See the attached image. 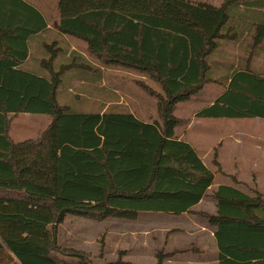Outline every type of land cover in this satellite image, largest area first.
I'll return each instance as SVG.
<instances>
[{"label":"trees","instance_id":"16d2710c","mask_svg":"<svg viewBox=\"0 0 264 264\" xmlns=\"http://www.w3.org/2000/svg\"><path fill=\"white\" fill-rule=\"evenodd\" d=\"M57 8L58 29L85 42L98 62L159 84L161 93L142 86L156 97L160 121L77 111L57 100L62 72L37 75L17 68L25 56L0 57V264H93L58 244L67 215L135 220L197 204L213 173L175 137L174 108L213 81L211 56L243 32L251 34L247 58L229 68L224 91L195 116L264 118V74L250 66L264 42V0H57ZM19 113L50 121L36 137L14 141L11 117ZM212 197L216 213L199 214L215 229L218 264H264V193L220 185ZM171 255L157 251L155 264ZM105 264L138 263L119 256Z\"/></svg>","mask_w":264,"mask_h":264},{"label":"rangeland","instance_id":"374dc122","mask_svg":"<svg viewBox=\"0 0 264 264\" xmlns=\"http://www.w3.org/2000/svg\"><path fill=\"white\" fill-rule=\"evenodd\" d=\"M190 1L218 6L223 0ZM241 9L237 12H241ZM250 35L243 32L236 42H222L218 51L210 58L214 66L210 73L213 81L206 83L202 90L189 100L176 104L173 112L181 120L176 134L195 144L206 165L217 174L216 179L249 194L253 189L264 193V152L251 146L264 144V118H197L195 113L207 107L224 91L223 80L224 76L228 75L229 68L242 66L248 56ZM92 60L95 58L92 57ZM250 66L254 71L264 74V42L260 47H256L251 55ZM84 75L89 81L82 84L73 80L75 74L64 76L65 83L57 91L60 104L83 112L128 111L146 121H160L156 97L142 86L148 87L154 93H161L159 84L149 76L120 66H109L98 82L96 77L100 73L89 71ZM65 84H72L73 88H65ZM98 94L102 95L103 103H95ZM11 116L13 115H9ZM11 118L9 135L14 141L36 137L50 121L46 115L31 113H19ZM209 148L210 150L205 152ZM217 160L221 162L222 168L219 163L215 164ZM207 196L209 198L194 211L195 216H192L189 222H185V216L174 217L158 212L140 213L135 220L107 218L96 221L67 215L58 227V244L82 251L93 264H105L119 256L138 264H155V255L161 249V238L164 235L161 228L171 227L181 231L183 228L199 224L208 225V220L199 214H211L214 201L210 193ZM194 235L185 237L184 241L180 239L186 242L180 246L193 253V250L197 249L193 247L194 243L189 242L193 240Z\"/></svg>","mask_w":264,"mask_h":264},{"label":"crops","instance_id":"0c3cea01","mask_svg":"<svg viewBox=\"0 0 264 264\" xmlns=\"http://www.w3.org/2000/svg\"><path fill=\"white\" fill-rule=\"evenodd\" d=\"M58 21L57 0H0V57L18 58L25 56V59L17 68L37 75L62 72L58 88L65 83L64 76L67 74H75V79L73 80L82 84L88 80L84 73L96 71V73H100L96 77V81L98 82L99 79H102V75L108 67L100 62L98 63L96 59L92 60V56L85 50V42L81 39L62 33L57 27ZM64 87L73 88V85L65 84ZM103 102L102 95H96L95 103ZM133 115L141 121L148 122L141 117H137L135 114ZM178 126L174 128L175 137L178 140L189 143L193 147L204 165L213 173V181L207 188L204 196L189 211L179 215H171L164 212L158 213L182 218L185 216L187 218L185 222H189L191 221V217L195 216L194 213L196 212L194 211H196L204 200L209 198L207 196L209 193L211 199L214 201L211 214H215L217 208L212 193L220 185H233L224 184L216 179L217 174L206 165L203 156L196 149L195 144L183 136L176 134ZM251 146L256 150L264 152V144L261 145L259 143ZM209 150L210 148L205 150V152ZM251 161L255 162L254 160ZM217 163L222 168L219 160H217ZM178 230L171 229V227L161 228V232L164 235L161 238L162 244L160 250L164 253L172 254L164 259L162 264H218V248L214 237V227H211L209 224L207 226L199 224V226L183 228L181 231ZM178 235L179 237H177ZM191 235H194V238L189 244L194 243L193 247L195 246L197 249L193 250L195 253L187 251V248L180 246L182 243H186L183 242L185 237H190Z\"/></svg>","mask_w":264,"mask_h":264}]
</instances>
